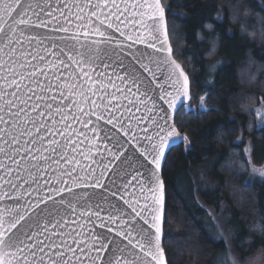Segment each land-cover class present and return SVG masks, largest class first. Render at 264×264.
<instances>
[{"label": "water", "instance_id": "obj_1", "mask_svg": "<svg viewBox=\"0 0 264 264\" xmlns=\"http://www.w3.org/2000/svg\"><path fill=\"white\" fill-rule=\"evenodd\" d=\"M64 2H67V0H64ZM23 3L25 7L31 6L28 15L33 21H36L37 14L44 20L51 19L46 13L52 11L53 8L63 6L61 0H23ZM53 15L59 17L58 12H54ZM63 23V19H61L60 24L63 25ZM55 27H57L55 22L49 24L47 28L21 25L15 32L6 30V36L0 34V94H5L0 99V116L3 117V121H0V129L3 130L0 132V148L4 149L3 152H0V164L4 165V167H0V177H3L0 180V194L8 192L10 196L16 197L18 193L30 191L31 195L23 196L20 199L19 202L23 204L28 200L35 202L37 194L31 190L37 188L38 184L43 185L42 195L47 194V189L50 187L46 181H51V186H57V177L65 169H70V166L61 160V156L65 154L63 145L66 137L61 136L59 132L64 129L65 122L61 121V114H58L56 109L58 107L62 108L63 113L69 116L75 114L79 117V121H67L71 125L69 131L73 136V143L67 148V153L69 156L79 159L81 165L88 170L89 179L84 181L85 183L91 185L99 180L102 186L96 188L91 186L74 187L71 193L65 192L60 196L53 193L54 201H48V209L40 217L39 224L41 227H36L34 218L29 219L25 224L27 236H32V239L29 240L27 236L21 235L20 238L24 241L21 247L24 245L31 246L30 249H25V254H29L30 259L32 258L30 256L31 251H35L37 256L44 255L36 247L41 241L43 243L40 244V247H44L45 252L49 253L52 259H55L52 253L65 251L66 247L76 249L77 256L82 255L79 249L83 248L84 253L87 254L84 256L85 264H94L98 255L101 264H107L110 257L114 259L117 255L131 258L129 257L130 246H128L127 240L117 236L116 233L125 230L120 223L121 219L129 221L137 229L147 228L142 219L135 217L132 208L125 201L128 200L136 204L138 200L137 210H139V205L145 203L143 197L148 193H142L140 188L141 185L145 189L153 186L155 166L145 160L135 148L129 145L128 140L134 136L136 140L133 143L138 142L141 149H148L150 144L145 139L146 135L153 136L158 142L159 137L156 134L159 133L160 136L166 134V132H160L161 127L165 128L166 131L169 128H175L177 137L172 139L169 146L166 147L165 155L160 162V169L156 173L159 179L163 181L162 168L167 153L183 140V134L178 131L174 124V116L180 107H183L186 112L195 111L196 109L189 104L191 98L190 86L189 97L185 99L181 96L175 102V107L169 108L166 100L170 98L161 99L162 88L165 92H173L169 82L165 79L168 75L167 65L161 63V67L157 72V80L162 88L150 83L151 77L147 73H143L142 70V82L139 85L132 84L130 80L121 82L118 77L125 76V68L134 65L139 69V65L136 64L134 59L137 49L159 61H163L167 54L154 52L143 44L126 41L119 33L113 32V42L101 44L99 46L101 51L98 54L95 51L92 53V61L85 64L82 71L91 73L93 79L98 82L96 84L97 95L91 96L89 94V104L85 106L84 110H90L91 100L101 103L100 97L104 96L101 111L104 112L106 118H111L108 116V111L104 109V105H107L108 109L111 110L112 117L115 119L113 124H108L106 119L97 121L95 116H85L77 112L75 107H68L77 97L69 96L66 88L61 89L59 87V85L68 81L69 72L79 76L81 69L71 64L67 56L59 53L61 47L75 44V41L60 39L62 36L71 35V32L65 34L52 31L51 29ZM72 31H75L74 27ZM107 31L111 32V30ZM33 36L36 39H31ZM91 39H99V37H91L89 44ZM116 41L121 42L120 47L116 46ZM81 42H84L83 38ZM128 45H131V47H128ZM169 46L171 47L170 42ZM76 47L80 51H86L85 48H80L79 45H76ZM91 47L95 50L97 46L91 45ZM73 54L75 53L73 52ZM40 57H43V59L41 60ZM58 58L68 63L69 68L65 69L63 65L54 67L53 65L56 64ZM172 59L175 60L173 55ZM144 62L148 63L147 60ZM22 65L24 66L22 67ZM151 67L155 70L156 65L152 64ZM5 69H11V72L5 71ZM34 71L36 75L32 76L31 73ZM45 72L47 75L43 74ZM4 77H7L9 82L15 79L21 85L20 89L17 90L15 85L9 86L5 83ZM76 82L79 83V81ZM99 82L108 85L107 89L100 88ZM49 85H51L50 88ZM138 87L139 92L137 91ZM117 89H120V91H117ZM129 89L131 90L129 91ZM61 91H64L65 97H68L67 99L61 96ZM105 91L107 95H105ZM14 92L16 96L12 95ZM145 92L146 95H141ZM113 93L115 99L112 98L111 94ZM37 97H40V99H37ZM53 97L55 99H52ZM7 101H11L12 104L9 105ZM48 105H51V108ZM16 113H19V115H15ZM42 113L43 115H41ZM89 120H91V123H88ZM85 124H87L86 127ZM121 124L123 125L122 128ZM49 128L57 134L52 135L48 131ZM93 128H96L97 131L93 132ZM145 129H147V133H145ZM125 130L127 135H125ZM29 131L32 135H28ZM41 137L44 138L43 141H41ZM50 140L58 141L60 146L50 145ZM81 141L83 143H80ZM117 143L122 147H117ZM77 144H79L77 151L72 152V147ZM53 148L56 151H52ZM17 149L19 151H16ZM37 149H40V151H36ZM89 149H91L89 158L85 159L84 154L89 153ZM124 149L127 150L125 156L121 157L120 161L112 163L113 157L109 154V150L119 152ZM41 155L47 157V160L32 158ZM127 157H131V159L129 160ZM151 158L150 155L149 160ZM53 161H59L63 167L53 163ZM33 165H36V167H33ZM7 169L12 170L11 174H8ZM74 175L85 176L86 173L77 166ZM63 179L69 181L68 187H72L69 177L65 176ZM5 181H11V184L5 183ZM12 184H15L16 187L13 188ZM125 184L128 185L127 188L124 187ZM61 199L65 203H60ZM69 202L74 205L75 211L68 206ZM5 206L14 207L15 201L12 199L0 201V210ZM43 207L44 205H41V208ZM164 209L165 187L161 220V247ZM48 211L52 212V216H48ZM82 212L85 215H81ZM93 213H98L99 216L97 217ZM121 213H123V216H121ZM145 215H148V213L145 212ZM109 216L114 218V222L109 220ZM28 224L32 225L30 229L27 226ZM45 224H47V231L43 229ZM101 224L104 227H101ZM53 225L56 226L53 227ZM109 228L112 229L111 232L108 231ZM96 235L102 236L103 243L109 244V248L104 250L102 254L96 251L101 246L100 241L93 239ZM76 241H82V243L77 244ZM56 245H60V248L57 249ZM89 245H91V250H89ZM119 248H125L123 254L118 251ZM72 255L71 252L65 251L66 258ZM48 259L49 257H45L46 261Z\"/></svg>", "mask_w": 264, "mask_h": 264}, {"label": "trees", "instance_id": "obj_2", "mask_svg": "<svg viewBox=\"0 0 264 264\" xmlns=\"http://www.w3.org/2000/svg\"><path fill=\"white\" fill-rule=\"evenodd\" d=\"M161 4L172 55L189 77L196 106L176 112L183 140L162 168L166 263L210 264L227 240L238 257L264 264V177L246 181L242 148L248 139L249 160L264 163V127H257L254 112L264 102V0ZM200 168L210 175L205 183H197ZM218 212L231 215L233 229L224 238L213 228Z\"/></svg>", "mask_w": 264, "mask_h": 264}, {"label": "snow or ice", "instance_id": "obj_3", "mask_svg": "<svg viewBox=\"0 0 264 264\" xmlns=\"http://www.w3.org/2000/svg\"><path fill=\"white\" fill-rule=\"evenodd\" d=\"M61 2L63 3L62 7L53 8L52 11L46 13L51 19L44 20L37 14L36 21H33L28 15L31 6L29 5L28 7H25L23 0H0V34L6 36L7 31L15 32L21 25L26 27L47 28L48 25L53 22L56 23L57 27L51 29L52 31L65 34L71 32V35L62 36L60 39L75 41V44L66 45L59 50L61 55L67 56V59L71 64H74L77 68L81 69V74L79 76L69 72L68 81L59 85L61 89H67L69 96L77 97L76 100H73L72 104L68 105L69 108L75 107L77 112L82 113L85 116H95L97 121L106 119L108 124H113L115 118L112 117L111 110L108 109L107 105H104V109L108 111V116L111 118H106L104 112L101 111V103L105 98L104 96L100 97L101 103H97L96 100H91L90 110H84L85 106L89 104V94L91 96L97 95L96 84L98 82L93 79L91 73L82 71L84 65L89 64L92 61V53L95 51V53L98 54L101 51L99 48L101 44H110L113 42V32L119 33V35L126 41H131L134 44H143L154 52L167 54L163 61H159L137 49L134 59L136 64L139 65V69L134 65L125 68V76L118 77L121 82H127L130 80L132 84L139 85L142 82V70L143 73H147L151 77L150 83L155 84L156 87L162 88L157 80V72L161 67V63H163L168 66V75L165 79L169 82V86L173 89V92H165L162 88L161 99L169 97L170 99L166 100V102L169 104V108H174L175 102L179 100L181 96L185 99L189 97V77L185 74L181 65L172 59V50L169 46L166 30L165 9L161 4V0H95V2L94 0H67V2L61 0ZM54 12H58L59 17L54 16ZM61 19H63V25L60 24ZM73 27L75 28V31H72ZM107 30H111V32ZM91 37H99V39H91V43L89 44L88 42ZM82 38L84 41L83 43L81 42ZM31 39H36V37L33 36ZM120 44V41H116L117 47H120ZM76 45H79L80 48H85L86 51H80ZM91 45H96V49L93 50ZM157 45H159V47H157ZM54 47H56V45H54ZM128 47H131V45H128ZM73 52L75 54H73ZM77 57H79V59H77ZM40 59L42 60L43 57H40ZM145 60H147L148 63H145ZM152 64L156 65L155 70L151 67ZM58 65H63L65 69L69 68V64L59 58L53 66L57 67ZM23 66L24 65H22V67ZM105 67H107V65H105ZM5 71L11 72V69H5ZM13 74L15 75V73ZM43 74L47 75L46 72ZM31 75L35 76L36 72L34 71ZM21 79H23V77H21ZM4 80L9 86L15 85L17 90L21 87L15 79H12L9 82L7 77H4ZM76 81H79V83ZM99 83L100 88L107 89L108 85L103 82ZM50 87L51 85H49V88ZM130 90L131 89H129V91ZM117 91H120V89H117ZM137 91L139 92V87L137 88ZM3 95L5 94H0V99L3 98ZM12 95L16 96V93L14 92ZM105 95H107L106 91ZM111 95L113 99L116 98L114 93ZM141 95H146V92L141 93ZM61 96L65 99L68 98L65 97L64 91H61ZM37 99H40V97H37ZM52 99H55V97ZM201 102H203V98H201ZM7 103L9 105L12 104L11 101H7ZM61 103H63V101H61ZM48 107L51 108V105H48ZM56 112L61 114V121L65 122L64 129L59 132L61 136L66 137L63 145L65 154L61 156V160L68 164L70 169H65L61 175L57 177V186H51L52 182L46 181V183L50 185L47 189V194H41L43 191V185L38 184L37 188L32 189L31 191H35L37 194L35 202L30 200L25 201L23 204L19 202L23 196L31 195L30 191L18 193L16 197L10 196L8 192L0 194V201L6 199H12L15 201L14 207L5 206L0 210V264H70V262L71 264H85L84 256L87 254L84 253L83 248L79 249L82 255L77 256L76 249L66 247L65 251L71 252L73 254L72 256L66 258L65 251H56L52 253V255L55 256V259H52L49 256V253L45 252L44 247H40V244L43 243L41 241L36 247L38 251L44 253V255L37 256L35 251H31L30 256L32 258L30 259L29 254H25V249H30L31 246L24 245L21 247V245L24 244V241L20 238L21 235L27 236L25 224H27L29 219L34 218L36 221V227H41L39 224L40 217L45 211H47L48 201H54L53 193L60 196L65 192L71 193L74 187L79 188L91 186L96 188L102 186L99 180L91 185L85 183L84 181L89 179L88 170L81 165L79 159H76L74 156H69L67 153V148L73 143V136L69 131L71 125L68 124L67 121H79V117L75 114L69 116L63 113V109L59 107L56 109ZM15 115L18 116L19 113H16ZM41 115H43V113ZM0 121H3L2 116H0ZM88 123H91V120H89ZM117 123H119V121H117ZM84 126L86 127L87 124ZM41 127H43V125H41ZM122 127L123 125L121 124V128ZM2 131L3 130L0 129V132ZM48 131L52 133V135L57 134L56 132H53L51 128H49ZM92 131L96 132L97 129L93 128ZM144 131L147 133V129ZM160 132H166V134L160 136V134L157 133L156 136L159 137L158 142L151 135L145 136V139H147L150 144V148L148 149H141L138 142L133 143V141L136 140V137L134 136L128 140L129 145L135 148L145 160H148L149 163L155 166V171L153 172V186L149 189H145L144 186L141 185L140 188L142 193H148L143 197L145 203L139 205V210H137V204H139L138 200L136 204H133L128 200L125 201V203L132 208L135 217L142 219L143 224L147 225V228L141 227L137 229L135 225L130 224L129 221L121 219L120 223L124 226L125 230L118 231L116 235L127 240L128 246H130L129 257L131 258L117 255L114 259L110 257L107 264H166L164 251L161 247L164 183L159 179L156 173L160 169V162L165 155L166 147L169 146L172 139L177 137V133L175 128H169L166 131L163 127L160 128ZM28 135H32V133L29 131ZM125 135H127L126 130ZM40 139L43 141L44 138L41 137ZM33 142L35 143V141ZM80 143H83V141ZM49 144L60 146L59 142L56 140H50ZM116 146L122 147L118 143ZM78 147L79 144L72 147V152H76ZM3 151L4 149L0 148V152ZM16 151H19V149ZM36 151L39 152L40 149H37ZM52 151H56V149L53 148ZM126 151V149L119 152H111V150H109V154L113 157L112 163L120 161L121 157L125 156ZM90 152L91 149H89V153L84 154L85 159L89 158ZM150 155L152 157L151 160H149ZM32 158L37 160H47V157H44L43 155L39 157L34 156ZM127 159L130 160L131 157H127ZM53 163L63 167V165H60L59 161H53ZM77 166L80 167L81 171L86 173L85 176L74 175ZM0 167H4V165L0 164ZM33 167H36V165H33ZM105 167L107 166L105 165ZM11 171V169H7L8 174H11ZM65 176L70 178L72 187L67 186L69 181L63 179ZM2 179L3 177H0V180ZM133 179H135V177H133ZM5 183L11 184V181H5ZM129 183L131 182L129 181ZM12 187L15 188L16 185L12 184ZM124 187L127 188L128 185L125 184ZM113 195H115V193H113ZM60 203L63 204L65 201L61 199ZM41 205H44V207L41 208ZM68 206L72 207L73 211H75L74 205L70 202ZM145 212H147L148 215H145ZM47 214L48 216H52L51 211H48ZM81 215H85V213L82 212ZM93 215L97 217L99 216L98 213H93ZM121 216H123V213H121ZM109 220H113L114 222L112 216H109ZM27 226L29 229L32 227L31 224H28ZM55 226L56 225H53V227ZM101 227H104V225L101 224ZM43 229L44 231H47V224L43 226ZM108 231L111 232L112 229L109 228ZM27 239L31 240L32 236H27ZM93 239L101 242V246L96 249L97 253L102 254L104 250L109 248V244L103 243L102 236L96 235ZM76 243L80 244L82 241H76ZM55 247L59 249L60 245H56ZM88 247L89 250H91V245ZM118 251L123 254L125 248H119ZM45 257H49V259L46 261ZM94 264H101L99 255L95 258Z\"/></svg>", "mask_w": 264, "mask_h": 264}, {"label": "rangeland", "instance_id": "obj_4", "mask_svg": "<svg viewBox=\"0 0 264 264\" xmlns=\"http://www.w3.org/2000/svg\"><path fill=\"white\" fill-rule=\"evenodd\" d=\"M190 106L196 107L195 105H191V104ZM254 112H255L257 127L258 128L264 127V102L263 101H261L256 106ZM242 148H243L244 156L246 160L248 161V165H249L248 174H247L248 177L246 181L247 182L260 181L259 178L264 177V163L260 165H255L251 163V161L249 160L250 158L249 151L251 149V143L249 142L248 139H246L243 142ZM209 176L210 175L208 174V171H206L205 173L204 169L200 168L199 175L197 176V180H198L197 183H200V182L205 183ZM202 188H206V187L203 186ZM212 223L215 226L213 227L215 228L214 229L215 231H218L219 229L221 230V234H220L221 238L225 237L224 232H226L228 229H233V225L231 223V215L228 213L226 214H222L220 212L216 213L215 217L212 220ZM216 226H218L219 229L216 228ZM209 231L213 232L211 228L209 229ZM225 242L226 243H224L225 244L224 249L223 250L220 249L215 253L213 260L211 261L210 264H253L254 263L253 260L249 258H244L242 256L238 257V255H236L233 252L232 247L230 246L229 242H227V240Z\"/></svg>", "mask_w": 264, "mask_h": 264}, {"label": "flooded vegetation", "instance_id": "obj_5", "mask_svg": "<svg viewBox=\"0 0 264 264\" xmlns=\"http://www.w3.org/2000/svg\"><path fill=\"white\" fill-rule=\"evenodd\" d=\"M202 106H203V103L201 102V100H200V98L197 100V108H198V110H201V108H202ZM205 210H207V208H204Z\"/></svg>", "mask_w": 264, "mask_h": 264}]
</instances>
